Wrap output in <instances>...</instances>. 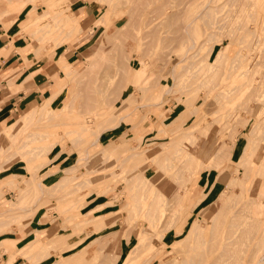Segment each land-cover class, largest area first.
<instances>
[{
	"label": "rangeland",
	"instance_id": "obj_1",
	"mask_svg": "<svg viewBox=\"0 0 264 264\" xmlns=\"http://www.w3.org/2000/svg\"><path fill=\"white\" fill-rule=\"evenodd\" d=\"M43 1L44 0H0V18L2 17V13L7 8L13 12L4 16L2 21L0 19V22L6 31V42L13 40V43L11 42L10 44L11 46L9 45L0 49V58H3L8 53L14 51L19 52L20 56L25 58L21 49L26 48L27 55L29 57V61H26L27 64H29L32 60H40L43 58H50L55 61L57 68L62 71V78H59L58 87L54 91L56 92L59 90V95L52 102V106L56 107L58 110L64 107L65 103L68 102L67 100L70 99V96L73 97L72 93L78 92L79 96L74 99L75 102L72 101L75 104L73 109L74 111H63V118H61V120H64L65 122H63L61 126H53V128L50 126V128H48L49 125L47 126V124H45L41 126L43 127L42 129H45V126H47L46 130L44 131H42L40 127L42 132L48 131V137L41 142H33V144H48L56 142V145L50 150V152L44 151L46 154L37 156L31 154L27 150L23 152L25 148L18 149L17 145H19V143L23 140L24 135L22 125L20 127H14L13 129H10L8 131V136L0 137V166H2V168H0V184L2 181H12L10 184L3 183L4 185L0 186V202H2L0 204V213H3V219L8 218L7 221H9L5 227L3 226L4 229L2 225H0V228L2 227V230L0 229V233L6 231H19L23 229L21 236L24 238L15 243V249L21 247L31 237H36L37 232H41L43 240L56 238V242L52 244L53 246L52 249L49 250L48 256L40 258L37 257V259H34L36 256L23 259L24 257L22 255H18L16 261L13 264H48L59 256H70L71 254L83 248H85V251H83L81 255L83 257V261L78 264H109L108 261L105 262L104 259L107 258L106 255H113L117 251L116 247L118 242L126 252V240L124 237H121V233L124 228H128V225L126 227L127 223L123 222L125 219H127L126 221H132L133 219V221H144L148 220L149 218L148 221H159L157 222V226L161 232L163 231L162 229L169 225V229L166 230L162 241L166 245L176 242V240L181 239L186 234V231L192 220L197 214H199V212L203 211L204 208H207L205 211H203L205 218H209L211 213L218 209V206L212 202L220 194V190L225 188L224 185L227 183L230 174L232 175L231 171L234 169V162L238 159L240 149L245 141V135L248 131L247 127H243L241 125L242 120L239 122V118L235 116L234 112L231 116L226 114L227 116L223 118L225 114L224 110L228 112L234 107V103L231 102V98H233V89L230 91L232 93L230 94L231 96L229 95L230 101L228 96V98H225L226 102L222 97V99H216L215 89L217 90V88H221L222 85L225 86L224 89H230L231 86L228 85V88L227 84L232 85V81H234L236 85V82L239 83V81H236L239 80L237 79L238 77L240 78V82L243 83V85L244 82H247V80L249 83V79H251V77L258 80L260 78V74L264 71V65L263 67L261 65L259 67V72L262 70L263 71L260 72V74L257 73V75L253 73L255 69L254 65L257 63V59L255 60V56H253L254 50L251 52L249 51L251 49L249 45V49H247V47L242 48V52L245 51L244 53H251L248 59L239 64L237 71L233 74H230L231 76L223 74L229 77L225 76V81L223 79L221 85L218 86L217 83L220 80V84L221 76H223V72L219 67L221 66L220 62L218 63L217 67L214 68L215 70L210 72L209 76H207L211 81L210 83L205 82L207 77L203 76L205 74L199 70L200 67L203 68L205 65L204 58L206 56L208 59L212 58L213 60L218 52V49L221 47V42H228V36L226 34L224 36V32L222 33V31H225L226 28L221 31L219 28L215 27L214 24H210V22L207 20L211 17H215V20H218L219 23L221 22L222 24L224 21H222L223 17L237 14V12H231L230 10L227 12L226 8L231 9L232 7L228 5L224 6V3L227 0L210 1L211 6L215 8V10L211 12H207V10L204 9V4L202 3L203 0H124L125 2L123 0H110L109 4L105 0H81L80 4H83L82 1H87L91 4V16L84 18V13H79V9L77 8L78 6H75V0H70V6L73 9V14L77 15L84 30L77 35L79 38H81L78 43L76 40L77 36L73 37V34L78 32L77 27H75L73 29V33L69 35L67 33H59L60 28L57 27L58 25L44 34V29H39L37 31L36 28H34V30L21 29L23 25H26L27 22H31L36 15L44 12L45 10L49 9L52 13L53 9L50 8L51 3H54L56 0ZM241 2L242 4L246 3V0L240 1V3ZM112 3H116L117 5H113L114 7L115 5L118 6V8H114ZM259 3L257 1L258 8L256 13H254L257 15V18H254L256 19V22H258V26L262 32L261 33L259 31V36L264 40V28L262 27L264 26V24H262L264 18V2ZM107 4L109 6H107ZM135 7L137 8V11L132 12L135 10ZM30 9L32 10L29 11ZM239 13L240 15L243 13V17H240L241 19L239 22H237L238 24H242L244 21V23L246 22L249 27H253L255 25V19L253 21L252 16L250 17V20L253 22H249V18H246L248 21L243 20V18L246 16L244 12ZM101 15L103 16V19L106 18L105 21H101V23L99 20H97L99 23H96V26L94 25L91 29L93 24L92 20L100 18ZM131 16L133 20H136L134 23ZM13 17L15 18L11 24L10 20ZM144 21H147L146 26H143ZM135 22H137V25H134ZM59 23L61 24L62 22ZM132 24L136 27L135 29L133 28L134 26ZM185 26H187L186 29ZM128 29H131L130 32ZM102 31L105 32L103 33ZM215 31H219V34H217ZM211 32L213 34L214 32L216 33L214 34V38L209 37ZM107 34H111L110 41L108 40L109 37ZM213 34L210 36H213ZM42 35L48 39L43 41L38 40V38L36 39V37H41ZM99 35H102L103 37L107 36L104 37V40L107 38L106 41L109 42H106V44L104 43L102 45L99 43L101 47L98 51L85 54L84 51L93 43H95V40L99 38ZM132 35H134V37ZM142 36L143 38L140 39ZM7 37L9 38L7 39ZM54 37H56V39H54ZM217 37L221 38L222 40L218 39ZM104 40L101 42H104ZM237 40L235 39V41L229 45L230 49L228 53L230 55L234 54V52H236L235 50L238 49L239 45L236 43ZM117 42L121 46L116 44ZM192 43L193 45L191 46ZM211 43H214V45L213 50L210 53L209 48ZM18 46L24 47L17 48ZM35 46L36 48L37 46L39 47L37 51ZM261 46L264 47V44H261ZM73 49H77L76 55L71 60H69L70 62H68L64 57V53L67 52L69 56ZM208 51L210 55H207ZM260 53H263V51ZM129 58L131 59L132 66L129 65ZM141 59L144 60V63L139 64ZM59 60H65L68 64H70V69L72 70L71 74H66L65 69L59 63ZM88 62H95V67H85ZM249 66L251 68H249ZM117 67L119 69L118 74L114 75V72H116L115 68ZM128 68L130 71L127 70ZM172 68L174 74L176 75V82L180 83V91L182 94L179 93V90H173L172 92L164 93L162 95L164 102L161 104V106H156L152 104L154 99L151 98L157 95L160 90L164 88V85H172L174 82L172 77H170ZM248 68L249 70H247ZM245 69L247 72L244 71V73L243 70ZM194 70L196 71L195 75L199 72L200 74L195 76L197 77L196 80L193 79L195 81L192 80L193 83L190 84L189 81H191V72L194 73ZM241 70L243 74L240 73ZM237 74L238 76H236ZM244 74L248 75L244 77ZM128 75L133 76V81L132 79L131 81L127 79ZM199 75L202 76V80L204 77V83L199 81V84H202L198 87V85L196 86L195 83L196 81L198 82V80H201V76ZM247 76L249 79H247ZM188 79L190 80L188 81ZM242 79H246V81H243ZM137 80H141L142 86L149 85L145 88V91L143 90L144 93L141 89L137 91L138 94L136 92L132 95L129 94L130 89H127L122 93L115 90H120L123 87L128 88L131 86L132 82H136ZM73 82L76 83L74 84ZM214 83H217V87L215 86L216 88L212 89ZM225 83L226 85H224ZM248 83H245V85ZM193 84H195L194 86L196 88L192 86ZM235 85L233 84L232 88ZM189 86H192L193 90ZM173 88L179 89L176 85H174ZM187 89L189 91L185 92L184 90ZM249 89L250 86L248 90ZM188 92L189 96L191 95V97H189L191 99L197 94L193 98V104L185 103L184 101L177 102L175 100V98L178 96L179 98L181 97V99H184V96L186 97ZM183 93L187 94L184 95ZM212 93L213 96H211ZM179 98H177V100H179ZM42 99L43 97L38 98L37 101L32 103V105L39 104ZM147 102L149 103L148 105H146ZM216 102H219L218 105ZM123 103H126V105L120 109L114 119H108L107 114L114 111ZM171 104L175 105L172 106ZM192 106L195 107L196 113H191L190 116H187L185 119H182L178 122V124H180V128H178V130H181V132L191 129H196L197 131V127H199L200 130H202L201 132L204 133L199 135L200 131L198 130L199 133L198 131L196 132L197 137L193 139L194 144H191V150H200V152H202L204 149L201 157H198L199 160L203 162V165L205 164L206 166V164H209L211 160L213 161L209 155L208 149H205L206 146L209 144L217 146L218 144H222L225 140L229 139L230 136H234L235 146L233 147L232 155L230 156L231 161L228 162L227 159L218 161L224 165V170L221 173L214 169L206 168L199 173L197 179L192 185V189L189 190L185 198L181 200L182 206L179 207L177 210L178 212L176 211L178 215H176V213L175 215L177 217L175 218H173V214L170 215L169 210L167 214L166 210V213L160 219H151L150 215H147L146 219H144L145 215L143 217L142 214L144 212V208L141 207L143 203L141 201L138 202L141 204H139V208L137 203L138 199H135L136 201L134 200L135 202H132L135 203L134 205L137 204L139 210H137V212L135 210L137 206L136 208L133 207L134 205L131 206V210H133L132 212L134 214L131 213L132 218L130 217L129 220L127 218L128 216H126V213L130 216L131 210L130 212L128 210L127 212L124 210V215L122 213L115 214V211L122 208L126 202H131L128 193L124 195L121 193L120 196H117L120 190H123L125 185L123 184L125 181L123 182L122 180H119L122 179L121 175L132 179L136 173H139L136 172L138 170H143L148 178L151 179L156 175L152 165H150V167L147 166V168L144 169L145 165L143 161H141L137 156H130V153L136 151L144 152L145 154L147 149H158L160 144L161 146L168 145L170 136L167 135L166 132L171 127L175 126V124H172V118L179 115L181 110L188 112ZM80 107L83 108L80 109ZM227 107L229 108L228 110ZM214 108L218 109L215 110ZM211 109H213L215 112ZM80 110L85 111L86 114L82 115L79 113ZM146 110L147 112L145 113ZM190 110L192 111V108ZM24 112L25 109H19L14 112L12 118L8 122L0 124V131L2 126L11 127L12 124L17 119H19ZM218 112H220V114L224 113L221 114L223 117L221 115H216V113L219 114ZM253 112H251L250 123L254 118ZM240 113L244 114L242 111ZM84 116L89 117L85 118ZM122 116L125 117L122 119L119 126L114 127L113 125L118 122ZM156 116L158 118H156ZM214 116H219L221 121H219V117L217 118ZM213 117L214 119H212ZM102 118H107V120H103ZM216 118L218 120H216ZM57 119L58 120L56 121H59L58 117ZM83 119L89 126V131L87 133L88 135L85 139L78 141L79 136L77 134H73L64 140L61 139V130L63 133V131L71 128L72 121H84ZM215 122H217L222 127L225 125L226 126L223 130H221L222 128H220V126H218V124ZM9 124H11V126ZM158 125L159 127L161 126L160 129L162 131L160 132V129L157 128ZM202 125L205 126L203 127ZM234 125L236 128H234ZM233 130L236 131V135H234L235 133H233ZM231 132L232 135H230ZM121 137H123V139ZM95 140L97 141L96 143H94ZM122 140H124L123 143ZM135 140L138 146L135 144ZM133 145H136L135 149H130L133 147ZM113 146L116 147L112 150ZM143 148L146 149L143 151ZM113 157H117V159L112 161ZM124 157L125 160L122 162ZM76 158H79L78 162L80 166L73 168L71 173H65L63 170L68 166L73 165V163L75 164ZM209 159L211 160L209 161ZM5 163L7 164L8 168L6 167ZM130 163L131 166L129 165ZM120 164L124 166L121 167ZM39 182H41L40 186L36 185ZM173 182L174 181H171V178L168 180L167 178L159 177V181L155 183V187L164 194L166 192L165 196L173 199ZM69 191L72 192L69 193ZM202 194V199L194 206L193 204L195 199L200 197ZM148 197L147 199L149 200ZM148 200H146L147 203ZM104 203L106 204L102 205ZM172 203L174 202L170 201V204ZM146 205L147 204H143L144 207ZM260 205L261 207H264V199L260 200ZM33 212L34 215L30 220L29 215L33 214ZM135 213L139 214H136L138 217L135 215ZM150 213H154L153 207H151ZM98 214H104L106 216L112 217L110 220L101 216L97 217L95 223L91 225L90 222L89 225H87L88 233L91 234L92 227L93 230H95V234L83 237L81 239L86 231L84 229L81 231L80 229L77 230L79 231L78 233L77 231L75 232L74 228L72 229V222L83 221L89 216ZM259 215L260 214H258V216ZM161 219H166L167 221L164 222ZM29 220L33 221L31 225H28L29 223H27ZM106 221H115V225L112 227H106L104 229V227L107 225ZM161 221L166 224L162 225V223H160ZM15 222H18V224H15ZM19 222L22 224H19ZM32 229L35 230L30 232ZM114 230H118L119 235L117 234L116 236H118L119 241L116 242L117 240L110 239V243H105V235L108 234V236H113L111 232ZM175 230H180V233L177 234ZM73 231L75 233H73ZM97 237H99L98 240H96ZM75 241H77V246L72 249H67L68 244H71ZM105 252L106 254H104ZM110 252L111 254H108ZM263 252V250L259 251V255H261ZM150 255V251H145L139 257V259H141H137L134 264H157L158 262L156 258L149 259ZM100 256H103V258H101L102 260L98 259ZM7 257V255L5 257H2V255L0 256L1 264H5L4 262ZM38 260H41V262ZM99 260H101V263H98L100 262Z\"/></svg>",
	"mask_w": 264,
	"mask_h": 264
},
{
	"label": "bare ground",
	"instance_id": "obj_2",
	"mask_svg": "<svg viewBox=\"0 0 264 264\" xmlns=\"http://www.w3.org/2000/svg\"><path fill=\"white\" fill-rule=\"evenodd\" d=\"M105 1L108 4L110 3V0H105ZM210 1L212 2V0H203L202 1V3L204 4V9H206L207 12H211V11L215 10V8L211 6ZM240 1H243V0H227L224 3V6L225 5L232 6L231 9L226 8L227 12L230 10L231 12H237V14L227 15L228 17H223L222 21L223 20L224 21L222 24H221V22L219 23L218 20H215V17H211L210 19L207 20L208 22H210V24H214L215 27L219 28L221 31L226 28V30L222 31V33L224 32L223 33L224 36H225V34L228 36V42L227 43L221 42V47L218 49L216 56L213 58V60L216 62H214L212 60V58L208 59L207 56L204 58V64L205 65L203 66V68H201V67L199 68L200 72L205 74L203 76H206V77L209 76V73L213 72L215 70L214 68L217 67L219 62L221 65L219 67L221 68V71L223 72L222 75L223 74H226V75L233 74L234 72L237 71V67L239 66V64H241L244 60L248 59L249 55L251 54V53L250 54L244 53L245 51L242 52V48L247 47V49H249L248 48L249 46L251 47V49L249 51L251 52L252 50H254L253 51L254 55L253 54L252 55L255 56V60L257 59L256 60L257 63H255L253 61L255 63V65H254L255 69H254L253 73H255L257 75V73L260 74V72L263 71L262 70L259 72V67L261 65L263 67V65H264V47L261 46V44H264V40L262 38H260V36H259V31L261 29L258 26V22H256V19L254 18V17L257 18V15L254 13H256L257 8H258L257 1H258V3L259 2L263 3L264 0H246V3H243V4H242V2L240 3ZM118 2H120V1H118ZM118 2H116V3H118ZM30 3H32V2H30ZM116 3H112V5L116 4ZM108 4H107V6H109ZM70 5H71L70 0H56L54 3H51L50 8L53 9L52 13L50 12L49 9L45 10L44 12L36 15L32 19L31 22H29V23L27 22L26 25H23V27L21 29H33L34 30V28H36V31L39 29L40 30L44 29V32H43V34H44L46 32H49L56 25H58L57 27L60 28L59 33H67L69 35V34H72L73 29L75 27H77L78 32L73 34V37H76L78 34L83 32L84 30H83L81 21L78 19L77 15L73 14V9L71 8ZM116 5H115V7L118 8V6H116ZM113 7H114V5H113ZM32 9H30L29 11H31ZM134 11H137L136 7H135V10H133L132 12H134ZM239 12H241V13L244 12V14L246 16L244 15L245 17L243 18V20L248 21V19H246V18H249V22L252 21V20H250L251 19L250 17L252 16L253 21L255 19V25L253 27L250 26L251 27L250 28L246 24V22L244 23L243 20H242L243 23L241 21L242 24H240V23L238 24L237 22H239L240 19L243 17L242 16L243 13L240 15ZM10 13H13V12H11L7 8L2 13V17L0 18L1 21L4 18V16H6ZM132 15H133V13H132ZM0 16H1V14H0ZM263 17H264V15H263ZM14 18L15 17L11 18V20H10L11 24L13 23ZM131 18H132V16H131ZM105 19H103V16L101 15L100 18H96V19L92 20L93 24L91 26V29L93 28V26L96 23H99L101 21L104 22ZM97 20H99V22ZM132 20H133V18H132ZM134 21H136V20H133V23H134ZM59 22H62V23L60 24ZM263 22H264V18H263ZM263 22H262V24H264ZM136 23L137 22H135L134 25H137ZM143 23H144L143 26L147 25V21H144ZM105 24H107V23H105ZM262 27L264 28V26H262ZM133 28L135 29L136 27L134 26ZM186 28H187V26H185V29ZM33 30H32V33H33ZM130 30H129V32H130ZM102 32L104 33L105 31H102ZM132 32H134V31H132ZM215 32H214V34H216V33L219 34V31L216 33ZM225 32H227V33H225ZM126 33H128V32H126ZM222 33H220V34H222ZM212 34L213 33L211 32L210 35H212ZM214 34H213V36L209 35V37L214 38V36H215ZM110 35L111 34H109V35L107 34V36L109 37V39H108L109 41H110V37H111ZM107 36H104V37H107ZM132 36L134 37V35H132ZM216 36H218V35H216ZM224 36H220V37H224ZM98 37H97L98 39L95 40V43H93L91 46H89L84 51L85 54L91 53V52H96L100 49V47H101L100 44L102 45L104 43L106 44V42H109V41H106L107 38H105V40H104V37L102 35H99ZM37 38L40 41L48 39L43 35L41 37H36V39ZM141 38H143V36L140 37V39ZM54 39H56V37H54ZM130 39H131V37H130ZM218 39L222 40L221 38H218ZM235 39L236 40L238 39L236 43L239 46L237 45L238 49L235 50L236 52H234V54L230 55L228 53V51L230 49L229 45H230V43L235 41ZM76 40L79 43V40H81V38H79L77 36ZM102 40H104V42H101ZM10 44H11V42L9 43V45ZM116 44H119V43L117 42ZM192 45H193V43L191 44V46ZM213 45H214V43H211V46L209 48L210 53L213 50ZM38 46H37V48L35 46L36 51L40 47V46L39 47ZM21 50H22L24 57L26 59H28L26 57V55H27L26 48L21 49ZM209 51H208L207 55H210ZM261 51H263V53H260ZM253 60H254V57H253ZM59 63L65 69V72L67 75L71 74L72 70L70 69V64H68L65 60H59ZM142 63H144L143 59H141L139 61V64H142ZM95 65H96L95 62H88L85 67L94 68ZM129 65L132 66L130 58H129ZM252 67H253V65H252ZM249 68H251V67L249 66ZM249 68L247 70H249ZM118 70H119L118 67L115 68L116 72H114V75L118 74ZM127 70L130 71L129 68ZM244 71H246V69L243 70V72ZM200 72L198 74H200ZM243 72L241 70L240 73L243 74ZM251 72H252V70H251ZM195 73H196L195 70H194V73L191 72V78L189 77L191 79V81H189L190 79H188L190 84L193 83L192 82L193 79L196 80L197 77H195V76H198V74L195 75ZM249 73H250V71H249ZM248 74H244L243 76L245 77ZM226 75H223L224 77L220 75L221 76V82H220V84H219L220 80L217 82L218 86L222 84V81ZM239 75H241V74H239ZM199 76H201V75H199ZM236 76H238V74ZM170 77H172L174 82L172 83L171 86L170 85L169 86L164 85V88L162 90H160V92L157 95H155V96H153V98H151V99H154L152 104H154L156 106L157 105L161 106V104L164 102V100L162 99V95L164 93H169V92H172L173 90L174 91L179 90V93L182 94L180 91L181 90V87L179 85L180 83L176 82V75L173 72V68L171 69ZM193 77H195V78H193ZM226 77H229V76H226ZM244 77H243V79H244ZM259 77L260 78L258 80L256 78H253V77H251V79H249V77H248L247 79H249V83L247 80V82H244V85H243V83L240 82V78L238 77L237 79H239V80H236V81H239V83L236 82V85H235L234 81H232V83L235 85L233 88H232L233 84L232 85L227 84V86L228 85L231 86L230 89H227V88L224 89L225 86L222 85V87H223V88L221 87L222 89L217 88V90H216L215 88L217 87V83H214V85L212 87V89H215V91H216V94H215L216 99H219L222 97L223 100H225V102H226L225 98H228V96L233 93L232 94L233 98H231V100H232L231 102L234 103L233 104L234 107L232 109H230L228 112H226L224 110L225 114L221 113V114H224V117L220 114V112H218L219 114L216 113V115H221L223 118H225L227 115L231 116L232 113L234 112L235 116H237L239 118V122L242 120L241 121L242 124L241 123L240 124L243 127L248 128V131L245 135V141H244V143L240 149L239 155H238V159L234 162V169L231 171L232 175L230 174V177H229L227 183L224 185L225 188L223 190H220L221 191L220 194L212 202L218 206V209L213 211L211 213V215L209 216V218H205L203 215V211H205L207 208H204L203 211L199 212V214H197L196 217L192 220V222L190 223V225L186 231V234L181 239L176 240V242H173L170 245H166L162 241L166 230L169 229V225H167L164 229H162L163 231L161 232V231H159V229H158L159 227L157 226V222H159V221H153V220L148 221L149 218H148V220H144V221H133L134 219L132 221H126L127 219H125V221L123 220V222L127 223L126 227L128 225V228H124V230L121 233V237H124L126 240V246H127L126 252L123 250L120 243L118 242L119 238H118V236H116L118 234V230H114L113 232H111L113 236H108V234L105 235V243H108V242L110 243V239L117 240L116 241V242H118L117 247H116L117 251L113 255L111 254V252L108 253L111 255H109V256L106 255L107 258L104 259L105 262L108 261L109 264H134L135 261H137V259L140 260L141 258L139 259V257L145 251L148 250V252L150 251V253H151L149 259H155L156 258L157 262H158L157 264H264V252L261 255H259V251H261V250L264 251V221H263L264 220V207H261V205H260V200L264 199V141H263L264 140V71H263V73L260 74ZM127 79L129 81H131V79H132V81H133V76L128 75ZM200 79L202 80V76ZM195 80H193V81H195ZM201 80H198V82L196 81V83H195L196 86L198 85V87H199V85L204 83V77H203V80L202 81ZM199 81L202 83L199 84ZM224 81H225V79H224ZM243 81H246V79ZM205 82L210 83L211 81L207 77ZM245 83H248V84L245 85ZM195 84L192 85L194 88H196L194 86ZM174 85H176L177 88H179V89H174L173 88ZM224 85H226V83ZM147 86H149V85H147ZM147 86H144V85L142 86L141 80H137L136 82H132L131 86L128 88L123 87L120 90H117V89H115V90L117 92L120 91L122 93V92H125L127 89H130L129 94L132 95V94H135L140 89L142 91L143 90L145 91V88ZM192 86H189V87H191L193 90ZM229 86H228V88H229ZM249 86H250V89L248 90ZM231 90L233 91L232 93L230 92ZM144 91H143V93H144ZM184 91L186 92L189 90L187 89ZM190 91H191V89H190ZM215 91H213V92H215ZM139 93H142V92H139ZM137 94H138V92H137ZM185 94H187V93H185ZM58 95H59V90H57L56 92H53L50 96L43 98L39 102V104H33V105H30L29 107H27V109H25V112L21 115V117L19 119H17L12 124V126H11V124H9L11 127H7V126L1 127L0 137L8 136L9 135L8 131L10 129H13L14 127H20L22 125L23 130H24V135H23V140L19 143V145H17L18 149L25 148L23 150V152L25 150H27L31 154L37 155V156H41L42 154H46V153H44V151L50 152V150L53 149V147L56 145V142H52V143H48V144H42V143L41 144H36V143L33 144V142H41L48 137V133H47L48 131L42 132V131L46 130L48 125H49L48 128H50V126H51V128H53V126H56V127L61 126L62 123L65 122L64 120L63 121L61 120V118H63V115H62L63 111H68V112L74 111L73 110L74 105H75L74 99H76L77 96H79L78 92L72 93L73 97L70 96V99H69L71 101L67 100L68 102L65 103L64 107H62V109L58 110L56 107L52 106L53 100ZM193 95H195V94H193ZM211 96H213V93ZM230 96H229V101H230ZM150 97H152V96H150ZM189 97H191V95L189 96V92H188V95L186 97L184 96V99H181V97L179 98V96H178L175 98V100L177 102L178 101H180V102L184 101L185 103L193 104V98L194 97L192 99ZM177 98H179V100H177ZM144 99H146V98H144ZM72 101H74V102H72ZM218 103L216 102L217 105H218ZM148 104L149 103L147 102L146 105H148ZM214 104H212V105H214ZM125 105H126V103H123L121 106L116 108L114 111H112L111 113H108L107 118L108 119H114L116 114ZM173 105H175V104H173ZM77 106H76V109H77ZM82 106H83V104H82ZM66 107H68V108H66ZM193 107L194 106L191 107L192 111L190 110L191 108L189 109V111H188L189 113L184 111V110H181L179 115L172 118V121H173L172 124L173 125L175 124V126L171 127L166 132V134L170 136L169 144L167 143L168 145H162L161 146V144H160L158 149H156V148L147 149L145 154H144V152H136V151H133L132 153H130V156H137L141 161H143V163L145 165L144 169L147 168V166L150 167V165H152L156 175L151 179V178H148V176L144 173L143 170H140V171L138 170L136 172H139V173H136V175H134L132 177V179H130V178L122 176L120 174L122 179H119V178L118 179L122 180L123 182L125 181V183H123L125 185L123 187V190H120V192H119V194H117V196H120L121 193L123 195L128 193V196L130 197L131 202H129V201L126 202L122 206V208L115 211V214L116 213H122L124 215L125 214V212H123L124 210L126 212H127V210L130 212L131 206H133L135 204L132 201H134L135 199H138L137 203L141 201L144 205L147 204L146 205L147 207L146 206L144 207L143 204L141 205L140 203H138V206L140 204L141 207L144 208L143 209L144 212L142 213L143 217L145 215L144 219H146L147 215L148 216L150 215L151 219H154V220L160 219L166 213L165 212L166 210H167V214H168V210H169L170 215L173 214L174 215L173 218H175V217H177L176 215H178L177 210L179 209L180 206H182L181 200L184 199L185 196L188 194L189 190L192 189V185L195 182V180L197 179L199 173L201 171H203L205 168L206 169H214V170L218 171L219 173H221L224 170V165H223V163L218 162V161H221L223 159H227L228 162L231 161L230 156L232 155L233 147L235 146L234 136H230L229 139L225 140L222 144H218V142H217V144H218L217 146L216 145L213 146L210 144L206 146L205 149H208L209 155L211 156V159H213V161L211 159H209V161L211 160V162L208 161L209 164H206V166H205V164L203 165V162H201V160H199V157H198V156L201 157V154L203 153L204 149L202 150V152H200V150H191L190 146H191V144L192 145L194 144L193 139L195 137H197L196 132L199 130L200 131V133L198 131L199 135L204 134V133L201 132L202 130H200L199 127H197L198 128L197 131H196V129L195 130L191 129V130L181 132V130H178V128H180V124H178V122L182 119H185L187 116H190L191 113H193V114L196 113L195 107L194 108ZM81 108H83V107H80V109ZM218 108H220V107H218ZM218 108H216V109L214 108V109L217 110ZM228 109L229 108L227 107V110ZM211 110H213V109H211ZM241 111L244 112V114H241L240 113ZM253 111H255V112H253ZM146 112H147V110L145 111V113ZM160 112L163 113L162 111H160ZM251 112L254 113V118H253V121L250 123ZM79 113H81L82 115L86 114L85 111H81V110L79 111ZM211 113H212V111H211ZM205 115H207V114H205ZM57 117L59 118V121H56V120H58ZM84 117L87 118L89 116H84ZM124 117L125 116H122L119 119V121L116 122L113 126L118 127L120 122L122 121V119ZM214 117L218 118L219 116H214ZM214 117L212 119H214ZM107 118H105V119L102 118V119L107 120ZM156 118H158V117L156 116ZM217 118H216V120L219 119V121H221L220 117L218 119ZM212 121H210V122H212ZM217 122H215V123L218 124ZM86 123H85V120L84 121H72L70 129L63 131V133L61 130V136H60L61 139L64 140L65 138H67L73 134H77L79 136L78 141L85 139L86 136L88 135L87 133L89 131V126ZM45 124H47V126H45L46 128L42 129L43 127H41V126L45 125ZM225 124H226V122H225ZM218 126H220V128H222L221 130H223L225 128L224 125H223L224 127H222L219 124H218ZM40 127H41L42 131H41ZM157 128L160 129L161 126L159 127V125H158ZM234 128H236V126ZM204 129H203V131H204ZM160 131H162V130L160 129L159 132ZM178 131H180V132H178ZM235 132L236 131H234L233 133H235ZM230 135H232V132L230 133ZM234 135H236V133ZM121 138L123 139V137H121ZM61 139H59V140H61ZM124 140H122V143ZM126 141H128V140H126ZM96 142L97 141L95 140L94 143H96ZM135 142H136V140H135ZM135 144L137 145V142ZM202 144H201V146H202ZM136 145H133V147H131L130 149H132V148L135 149ZM115 147L116 146H113L112 150ZM145 149L143 148V151ZM126 156L129 157L128 155H126ZM114 159H117V157L116 158L113 157L112 161ZM78 160H79V158H76V163L75 164L73 163V165L68 166L63 171L65 173H71L73 168L80 166ZM124 160H125V157L122 160V162ZM110 163H109V165H110ZM2 164H4V163H2ZM121 164H124V163H121ZM120 165H119V167H120ZM129 165L131 166V163ZM137 165H138V163H137ZM83 166H85V165H83ZM122 166H124V165H121V167ZM6 167H7V164H6ZM0 168H2V166H0ZM135 170H137V169H135ZM159 177L160 178H167L168 180L171 178V181H174L173 182L174 183V185H173V197H172L173 199L168 198L167 196H165L166 192L164 194L155 187V183L157 181H159ZM172 178H173V180H172ZM3 183L10 184V183H12V181H9V180L8 181H2L0 186L4 185ZM40 184H41V182L37 183L36 185L40 186ZM70 192H72V191H69V193ZM147 197L149 198V200L147 199ZM202 197H203V194L200 197L196 198L193 205L195 206L196 204H198L199 201L202 199ZM146 200H148V203ZM170 201L171 202L173 201L174 203L170 204ZM106 203H104L102 205H105ZM136 206H137V204L134 205L133 207L136 208ZM138 206L135 209L136 211L139 210ZM151 207H153L154 213H150ZM139 208H140V206H139ZM132 211L133 210H131V212H130V216L127 215V213H126V216H128L127 217L128 220L130 217L132 218V216H131V213H133ZM136 214L139 215L140 212H139V214L135 213V215ZM258 214H260V215L258 216ZM33 215H34V212H33V214L29 215L30 220H31ZM99 216L104 217L108 220H110L112 217V216H106L104 214L92 215V216L85 218L83 221L72 222L73 223L72 229L74 228L75 232L77 230H80V229H81V231H82V229H84L86 231V233L81 237V239L83 237L95 234V230H93L92 227H91V234L88 233L87 225H89L90 222H91V225L93 223H95L96 218ZM3 217H4L3 213H0V225H2V227L3 226L5 227V225H7L9 221H7L8 218L3 219ZM143 217H142V219H143ZM167 217H168V215H167ZM163 219H161V220L164 222L167 221L166 219L165 220H163ZM30 220L27 223H29ZM226 220H228V221H226ZM162 221L160 223H162V225H165L166 223L164 224V222H162ZM173 221H172V224H173ZM67 222H70V221H67ZM106 223H107V225L104 227V229L106 227H112L113 225H115V221H106ZM15 224H18V222L17 223L15 222ZM19 224H22V223L19 222ZM121 224H122V222H121ZM170 224H171V222H170ZM4 227H3V229H4ZM175 231L177 234L180 233V230H175ZM75 232L73 231V233H75ZM78 232L79 231H77V233ZM98 239H99V237L96 238V240H98ZM54 242H56V238L43 240L41 232H37L36 237H31L21 247H18L17 249H15V240L5 239V240H2L0 242V256L3 254H6L8 256L4 262L5 264H13L16 261V258L18 255H22L24 257L23 259H28L30 257H35V256H36V258H34V259H37V257H39V258L40 257H46L49 255V250L52 249V246H53L52 244ZM97 243H98V241H97ZM104 244H102V245H104ZM164 245H166V246H164ZM76 246H77V241L72 242L71 244H68L67 249H72ZM111 247H112V245H111ZM83 251H85V248L71 254L70 256H59L54 261H51L48 264H78V263L83 261V257L81 256ZM104 254H106V252ZM101 258H103V256H100V258H98V259H101ZM46 259H48V258H46ZM41 260L40 261L38 260V261L41 262ZM101 260H99L100 262H98V263H101ZM27 262H28V260H27ZM37 262H34V263H37Z\"/></svg>",
	"mask_w": 264,
	"mask_h": 264
},
{
	"label": "crops",
	"instance_id": "obj_3",
	"mask_svg": "<svg viewBox=\"0 0 264 264\" xmlns=\"http://www.w3.org/2000/svg\"><path fill=\"white\" fill-rule=\"evenodd\" d=\"M80 1L75 0L74 4L78 6L79 13L83 12L84 18H88L91 16V4L87 1H82L83 4H80ZM5 35L6 31L0 22V49L7 47L10 42L13 43V40L6 42ZM23 47L18 46L17 48ZM76 51L77 49H73L69 56L67 52L64 53L68 62L75 57ZM26 61H29V57L28 59L22 58L19 52L15 51L0 58V124L8 122L14 112L19 109H26L38 98L50 96L57 89L59 78H62V71L50 58L32 60L29 64ZM32 222L30 221L28 225H31ZM33 230L35 229L30 232ZM22 232L23 229L2 232L0 233V242L5 239H13L17 243L24 238L21 236ZM5 256L6 254L2 255V257Z\"/></svg>",
	"mask_w": 264,
	"mask_h": 264
}]
</instances>
